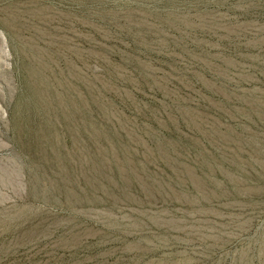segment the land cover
Returning <instances> with one entry per match:
<instances>
[{"label": "rangeland", "instance_id": "1", "mask_svg": "<svg viewBox=\"0 0 264 264\" xmlns=\"http://www.w3.org/2000/svg\"><path fill=\"white\" fill-rule=\"evenodd\" d=\"M0 264H264V0H0Z\"/></svg>", "mask_w": 264, "mask_h": 264}]
</instances>
